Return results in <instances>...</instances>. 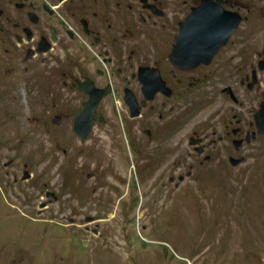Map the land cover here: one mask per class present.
<instances>
[{"label": "rangeland", "instance_id": "rangeland-1", "mask_svg": "<svg viewBox=\"0 0 264 264\" xmlns=\"http://www.w3.org/2000/svg\"><path fill=\"white\" fill-rule=\"evenodd\" d=\"M19 1L0 0V264H264V0H221L241 20L187 69L169 57L202 0H161L168 15L123 31L111 63L79 38L37 52L50 19L26 13L45 1ZM138 67L161 85L130 117L123 88L144 99ZM90 82L112 88L80 137Z\"/></svg>", "mask_w": 264, "mask_h": 264}, {"label": "water", "instance_id": "water-1", "mask_svg": "<svg viewBox=\"0 0 264 264\" xmlns=\"http://www.w3.org/2000/svg\"><path fill=\"white\" fill-rule=\"evenodd\" d=\"M221 0H202L200 4L191 8L189 14L179 24L178 33L174 38V44L170 54V62L182 69L193 68L199 64H208L215 52L223 46L231 33L236 29L241 20L240 15L225 9L221 5ZM20 5H17L19 7ZM29 19L31 14H28ZM27 39L31 34L29 29H25ZM20 42V39H18ZM44 41V40H43ZM41 42V44L43 43ZM48 44L43 43L38 51H46ZM33 51L29 50L26 57L32 55ZM258 71H264V60H259L256 66ZM139 79L142 82V92L144 100L138 102L133 92L126 88L124 90L123 101L129 109V116L136 117L140 113V107L144 106L146 100H149L160 88L161 81L159 78L148 73L145 68L139 69ZM257 83L256 70L251 71V81L247 83L248 89H252ZM84 91L89 98L84 104L73 123V129L80 137H85L88 133L92 119L93 111L100 97L106 93V90L96 88L90 82ZM254 123L256 133L264 134V102L260 104L258 111L254 114ZM255 133L251 136L254 137ZM250 135H246L245 141L248 142ZM200 139L191 140V143H197ZM242 141L234 140L237 147ZM232 165L238 163V159H230Z\"/></svg>", "mask_w": 264, "mask_h": 264}, {"label": "flooded vegetation", "instance_id": "flooded-vegetation-1", "mask_svg": "<svg viewBox=\"0 0 264 264\" xmlns=\"http://www.w3.org/2000/svg\"><path fill=\"white\" fill-rule=\"evenodd\" d=\"M25 1L26 0H21L15 3V6L17 7V5H20L19 8H23L26 6ZM44 1L45 2L41 3L40 5L39 4L34 5L33 8L27 11L26 13L28 20L34 24L40 21V17L39 15H37V13H39L40 11L45 12L50 19V24L46 27L48 37L44 35L39 36V40L37 41L35 47V50L37 52H41L38 51V48L42 47L43 43L44 45L48 44L47 51L50 50L52 47L49 40H51L56 44L57 41L60 40L63 36L67 37V39L69 40H74L76 38H79L80 41H82L83 43L89 46H93L96 48L102 47L103 54L101 60L103 62H108V63H111L113 61L112 57H114L111 55V48L115 45L116 46L118 45L120 47L125 46V41L122 37L123 31L124 32L130 31L131 28H136V29L142 28L147 21H150L152 19V21L154 22L155 17L161 18L162 16L168 15V13H165L166 7L163 5L161 0H44ZM29 13L31 14L32 16L31 18H33L34 21L29 19L28 16ZM179 24H178V29H179ZM25 29H29V28L24 27L23 28L24 32ZM30 34L31 37L30 39L26 38L27 41H30L33 37L31 31ZM17 39H20V42H22L20 37ZM42 41L43 43L41 44ZM29 50H32L34 53L33 48H29L27 52ZM140 68H145V67L137 68V78L139 81L140 79L138 73ZM148 73L152 75V73L149 70ZM140 83H141V92H142V82L140 81ZM98 87H99L98 89L106 90V93L110 92L112 88L111 84L108 82ZM126 88L130 89L129 87H124L123 96H124V90ZM130 90L132 91V89ZM147 134L148 135L150 134L149 130L147 131Z\"/></svg>", "mask_w": 264, "mask_h": 264}, {"label": "bare ground", "instance_id": "bare-ground-1", "mask_svg": "<svg viewBox=\"0 0 264 264\" xmlns=\"http://www.w3.org/2000/svg\"><path fill=\"white\" fill-rule=\"evenodd\" d=\"M257 31L259 32H263L264 31V24L260 27H257Z\"/></svg>", "mask_w": 264, "mask_h": 264}]
</instances>
